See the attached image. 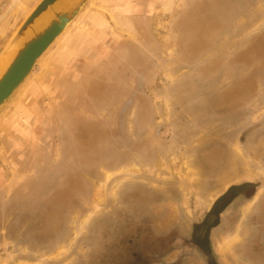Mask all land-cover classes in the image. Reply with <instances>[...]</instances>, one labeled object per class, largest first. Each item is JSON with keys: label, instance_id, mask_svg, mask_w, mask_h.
Returning a JSON list of instances; mask_svg holds the SVG:
<instances>
[{"label": "rangeland", "instance_id": "obj_1", "mask_svg": "<svg viewBox=\"0 0 264 264\" xmlns=\"http://www.w3.org/2000/svg\"><path fill=\"white\" fill-rule=\"evenodd\" d=\"M39 1L0 0V60ZM64 32L0 111V264H209L194 227L247 182L209 252L264 264V0H87Z\"/></svg>", "mask_w": 264, "mask_h": 264}, {"label": "water", "instance_id": "obj_2", "mask_svg": "<svg viewBox=\"0 0 264 264\" xmlns=\"http://www.w3.org/2000/svg\"><path fill=\"white\" fill-rule=\"evenodd\" d=\"M58 1L60 0H40L13 36L9 49L14 51V56L0 78V111L22 87L38 60L70 26L87 2V0H75V4L71 9L61 10L54 7V4ZM48 10L52 13V19L48 25L43 30L34 32L30 38H27L26 35H28V31L32 30L35 21ZM239 188L240 186H234L231 189ZM217 204L218 202H216L212 213H214Z\"/></svg>", "mask_w": 264, "mask_h": 264}, {"label": "flooded vegetation", "instance_id": "obj_3", "mask_svg": "<svg viewBox=\"0 0 264 264\" xmlns=\"http://www.w3.org/2000/svg\"><path fill=\"white\" fill-rule=\"evenodd\" d=\"M254 185L255 184L252 182H247L238 185L240 186L239 189H231L234 186L229 187L226 190V192L223 195H221L219 200L217 201L218 204L217 207H215L214 213H212V210H214V206L216 203L214 204L212 210L209 212L208 216L205 218L203 224L194 227V230L192 232L193 246L198 248L201 252L205 253V255L208 256L207 258L210 261L209 264H214L211 254L209 252L211 246L210 238H211L212 229L214 228V226L221 225V223L223 222L222 220L223 214H225L227 209L230 208L233 205V203H235L236 201L238 202L239 198H242L244 202L242 201V203H240L239 205L236 204L237 210H240V208H244V206L246 207L247 205L254 204L258 194V190L255 189ZM259 202L260 204L257 203L255 209L257 211L259 210L261 215H264V211H263L264 198H261ZM246 220L249 221V218ZM226 223L229 224V227H233L231 225H234L235 222L230 219V220H226ZM253 223L254 222L251 221L247 224L248 226L250 224L253 228H255L256 223H254L255 225Z\"/></svg>", "mask_w": 264, "mask_h": 264}, {"label": "bare ground", "instance_id": "obj_4", "mask_svg": "<svg viewBox=\"0 0 264 264\" xmlns=\"http://www.w3.org/2000/svg\"><path fill=\"white\" fill-rule=\"evenodd\" d=\"M75 4V0H60L54 4V7L56 9H61V10H69L71 9ZM52 19V13L48 10L44 12L34 23L32 30L28 31V35H26L27 38H30L31 35L34 34V32L41 31L43 30L49 23V21ZM66 33L61 36L62 38L64 37ZM60 36L56 39L55 42H57L60 38ZM62 40V39H61ZM59 43V42H58ZM47 52V51H46ZM5 56V55H4ZM11 56V55H10ZM9 56V57H10ZM12 58H4L0 60V78L10 62L12 61ZM24 86V85H23ZM23 88V87H22Z\"/></svg>", "mask_w": 264, "mask_h": 264}]
</instances>
